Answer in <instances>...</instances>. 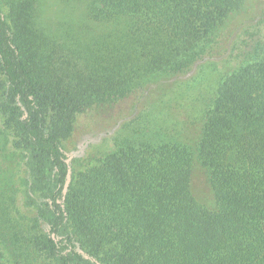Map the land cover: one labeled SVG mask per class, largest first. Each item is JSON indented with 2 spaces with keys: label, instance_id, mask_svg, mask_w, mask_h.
I'll return each mask as SVG.
<instances>
[{
  "label": "trees",
  "instance_id": "trees-1",
  "mask_svg": "<svg viewBox=\"0 0 264 264\" xmlns=\"http://www.w3.org/2000/svg\"><path fill=\"white\" fill-rule=\"evenodd\" d=\"M244 2L0 6V264H264V38L212 53ZM53 6L68 19L31 20ZM230 60L213 84H184ZM181 83L182 101L197 102L183 123L153 108ZM142 93L152 114L123 121L114 148L70 181L63 146L80 116ZM198 168L208 203L194 194Z\"/></svg>",
  "mask_w": 264,
  "mask_h": 264
},
{
  "label": "rangeland",
  "instance_id": "rangeland-1",
  "mask_svg": "<svg viewBox=\"0 0 264 264\" xmlns=\"http://www.w3.org/2000/svg\"><path fill=\"white\" fill-rule=\"evenodd\" d=\"M11 2L12 0H0V6L4 9L5 13H11ZM53 8L54 6L50 9H46L45 7V10L42 12L41 10H35L33 15L31 13L32 17L30 18L31 20L35 18L38 21H42L43 15H45L48 16L51 21H66L68 19L66 13L53 10ZM17 17L18 16H14L16 22L23 23V21ZM16 24L22 29L19 23ZM68 25L69 24H67V26ZM247 34L264 38V0H245L242 8L230 15L229 21L222 25L217 33L218 37L215 41V48L213 47L214 50H212V53L216 56L215 58L221 61V58H225L229 54L230 49L236 43L237 39L239 38V41L242 39V36L245 38ZM21 46L26 58L31 63L35 64L42 59L41 53H37L35 50V42L32 43L29 41L28 43L26 35L21 40ZM235 66L237 67L235 60L222 61L216 65H210L209 63L205 64L199 68V70H193L191 77L195 76L196 78H190L191 80L186 81L184 84L188 85V83H190L189 86H192L197 83L199 79L204 80L207 78H210V84H213L217 78H222L225 73L232 71ZM184 84H179L172 95L162 98L158 104L154 105L153 102V108L155 106L156 110L160 113L163 112L164 115H169V112L171 114H173V112L175 113L176 108L175 118L177 116L179 123L188 121L185 117V112L189 110V108L186 107L187 104L191 103L192 105L193 103H197L194 101H182V90L186 89V86H182ZM204 96L208 101L209 98L206 95ZM149 100L150 98H148V95L143 97V93L136 96L134 94L117 103L111 104V106L108 105L101 107V109H92L80 116L75 132L63 146L70 167V181L73 180L75 175L98 163L97 161H99L100 157L114 148V143L112 141L113 138L118 135V130L120 131L123 121L130 117L137 116L141 111L152 114L150 112L151 107L147 105L150 104ZM199 102L202 101L199 99ZM145 107L148 110H146ZM191 113L193 118L203 117L198 110L191 111ZM196 120L197 118L195 121ZM193 128L194 130L197 129L194 126ZM193 188L197 199L206 201L207 203L210 201L211 195L209 188L206 185L205 176L199 168L196 169L193 176Z\"/></svg>",
  "mask_w": 264,
  "mask_h": 264
},
{
  "label": "water",
  "instance_id": "water-1",
  "mask_svg": "<svg viewBox=\"0 0 264 264\" xmlns=\"http://www.w3.org/2000/svg\"><path fill=\"white\" fill-rule=\"evenodd\" d=\"M54 236V235H53ZM55 238V237H54Z\"/></svg>",
  "mask_w": 264,
  "mask_h": 264
}]
</instances>
